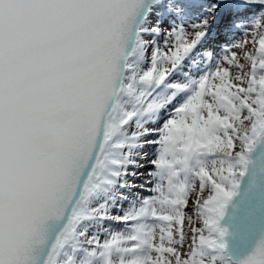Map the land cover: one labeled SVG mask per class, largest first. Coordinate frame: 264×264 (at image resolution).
Segmentation results:
<instances>
[{"label": "snow or ice", "instance_id": "snow-or-ice-1", "mask_svg": "<svg viewBox=\"0 0 264 264\" xmlns=\"http://www.w3.org/2000/svg\"><path fill=\"white\" fill-rule=\"evenodd\" d=\"M0 264H264V0H0Z\"/></svg>", "mask_w": 264, "mask_h": 264}]
</instances>
